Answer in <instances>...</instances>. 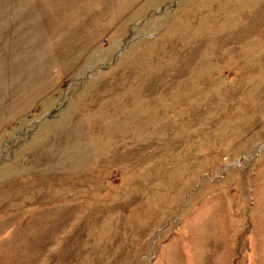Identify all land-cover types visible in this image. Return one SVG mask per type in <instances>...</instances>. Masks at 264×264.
I'll list each match as a JSON object with an SVG mask.
<instances>
[{
    "label": "rangeland",
    "instance_id": "1",
    "mask_svg": "<svg viewBox=\"0 0 264 264\" xmlns=\"http://www.w3.org/2000/svg\"><path fill=\"white\" fill-rule=\"evenodd\" d=\"M0 264H264V0H0Z\"/></svg>",
    "mask_w": 264,
    "mask_h": 264
}]
</instances>
